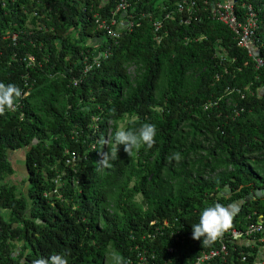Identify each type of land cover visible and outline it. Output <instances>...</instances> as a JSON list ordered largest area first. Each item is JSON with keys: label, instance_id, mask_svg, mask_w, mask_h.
Returning a JSON list of instances; mask_svg holds the SVG:
<instances>
[{"label": "trees", "instance_id": "16d2710c", "mask_svg": "<svg viewBox=\"0 0 264 264\" xmlns=\"http://www.w3.org/2000/svg\"><path fill=\"white\" fill-rule=\"evenodd\" d=\"M119 1L0 2V82L28 92L0 116V264H105L109 247L127 264H189L217 246L192 239L204 208L233 209L239 231L264 221V0H234L258 11L250 50L210 16L217 0H127L151 17L112 39L94 15ZM121 122L154 124L155 143L101 168L98 142L108 151ZM22 148L24 192L9 158ZM258 236L229 239L226 264H253Z\"/></svg>", "mask_w": 264, "mask_h": 264}, {"label": "built area", "instance_id": "2783aa9c", "mask_svg": "<svg viewBox=\"0 0 264 264\" xmlns=\"http://www.w3.org/2000/svg\"><path fill=\"white\" fill-rule=\"evenodd\" d=\"M4 0H0L2 6L5 5ZM195 0H179L176 2V10H188L191 11L196 5ZM130 7L127 0H120L114 7L112 11L105 18H100L98 14L94 15L95 24L97 27L104 31V33L112 39H116L120 36L123 30L132 28L138 21V19L151 17V12H134L127 11ZM234 0H217L215 5L210 9V16L226 25L230 31L233 33L235 39L237 40V45L242 48L251 49L255 42L256 29L258 28V11L257 9L248 2H241L239 8H236ZM118 14L119 17H118ZM168 18L171 17L170 12H166ZM189 21L188 17L185 18L184 23ZM155 28L161 26L159 20L154 21ZM15 35H13V38ZM256 48V47H255ZM32 60V57H29ZM257 65H262L263 61L261 58L256 57ZM97 64V63H96ZM91 67V63L85 64V70ZM22 96L28 94L27 90H21ZM19 102H16V107ZM72 160L75 159V154H72ZM70 161V158L67 160ZM153 222V221H152ZM166 223V221H164ZM260 235L256 237L254 243H261L264 240V221L261 215L258 219L249 224L244 231H239L237 229L227 230L220 238L215 242L216 247L209 249L208 251H202L195 259L189 264H226L228 249L227 241L231 238H240L241 241L245 240L247 237ZM249 244L248 240L246 242ZM171 250V248L169 249ZM153 259V257H150ZM148 258V254L141 253L137 256L136 264H158ZM245 256H242L241 260H244Z\"/></svg>", "mask_w": 264, "mask_h": 264}, {"label": "clouds", "instance_id": "9594fccd", "mask_svg": "<svg viewBox=\"0 0 264 264\" xmlns=\"http://www.w3.org/2000/svg\"><path fill=\"white\" fill-rule=\"evenodd\" d=\"M22 95L21 89L15 84H5L0 82V116L7 111H15L16 101ZM157 129L154 124L144 123L138 130L118 128L113 137V146L104 151L107 143L101 139L97 150L100 159L98 164L101 168L110 169L111 161L117 159L119 146L123 145L124 152L131 157L135 150L142 146L151 148L155 143ZM171 159H180L179 153H173ZM233 212L229 207L220 203L203 209L200 214L199 222L192 226V239L202 240L204 245H210L220 238L232 226ZM113 264H127L123 257L113 254ZM32 264H68L65 255L54 254L47 258H37Z\"/></svg>", "mask_w": 264, "mask_h": 264}, {"label": "rangeland", "instance_id": "374dc122", "mask_svg": "<svg viewBox=\"0 0 264 264\" xmlns=\"http://www.w3.org/2000/svg\"><path fill=\"white\" fill-rule=\"evenodd\" d=\"M120 127H123L122 122L119 123V128ZM23 153H24V148L9 152V158L11 159L12 163L14 164V167L16 168V174L11 175L10 178L16 183L18 189L21 190L22 192H24L25 188H26V184L23 182L24 181V178H23L24 174L22 173L23 169H19V168H22V166H20L19 164L23 158ZM16 160H18V162ZM75 160H76V155H75L74 160H72L70 158V162L75 161ZM136 198L139 200L140 196H137ZM110 248L111 247L108 248V251L106 253L105 264H113V260H112V256H111L112 251L110 250ZM113 253H114V251H113Z\"/></svg>", "mask_w": 264, "mask_h": 264}, {"label": "crops", "instance_id": "0c3cea01", "mask_svg": "<svg viewBox=\"0 0 264 264\" xmlns=\"http://www.w3.org/2000/svg\"><path fill=\"white\" fill-rule=\"evenodd\" d=\"M230 210L232 211L233 209ZM252 244H254V242H252ZM253 264H264V246L258 245L256 258Z\"/></svg>", "mask_w": 264, "mask_h": 264}, {"label": "water", "instance_id": "95a60500", "mask_svg": "<svg viewBox=\"0 0 264 264\" xmlns=\"http://www.w3.org/2000/svg\"><path fill=\"white\" fill-rule=\"evenodd\" d=\"M22 167H24V166H22ZM257 193H258V194H261L262 191H261V190H257ZM251 196H252V194H251Z\"/></svg>", "mask_w": 264, "mask_h": 264}]
</instances>
